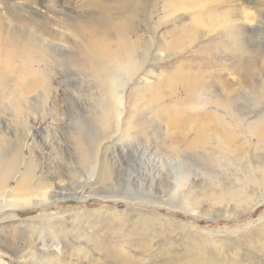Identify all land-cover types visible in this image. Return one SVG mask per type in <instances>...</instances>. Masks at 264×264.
Returning a JSON list of instances; mask_svg holds the SVG:
<instances>
[{
    "label": "rangeland",
    "instance_id": "rangeland-1",
    "mask_svg": "<svg viewBox=\"0 0 264 264\" xmlns=\"http://www.w3.org/2000/svg\"><path fill=\"white\" fill-rule=\"evenodd\" d=\"M49 1L43 0L54 4L59 21L91 8L90 0ZM254 2L147 0L131 15L129 32L141 65L120 88L121 114H112L107 130L95 119L114 103L107 86H93L65 60L49 66L48 86L26 97L25 106L36 107L20 118L29 137L19 166H35L34 180L49 198L0 204V264L232 257L236 264H264V125L248 127L264 110L258 94L264 12ZM1 12L11 15L7 5ZM220 20L240 26L239 42L233 44ZM59 30L64 39L53 40L75 51L78 38ZM52 49L53 61L62 51ZM6 82L9 94L24 91L15 73ZM219 101L242 119L230 135L211 117L215 112L230 120ZM9 112L0 113V136L10 139Z\"/></svg>",
    "mask_w": 264,
    "mask_h": 264
},
{
    "label": "bare ground",
    "instance_id": "bare-ground-1",
    "mask_svg": "<svg viewBox=\"0 0 264 264\" xmlns=\"http://www.w3.org/2000/svg\"><path fill=\"white\" fill-rule=\"evenodd\" d=\"M12 1L0 0V11L4 5H7L11 11L9 17L8 12L7 14L0 13V113L4 114V112L10 111L15 127L12 138L0 136L1 208L25 204L34 196L42 198V200L49 198L48 191L39 190L42 183L34 180L35 166L31 162L25 165L23 171H19L23 160V148L29 137L26 120L21 121L20 118L26 114V111L29 109L34 111L36 107L35 103L26 107V97L30 91L48 86V76L51 71L49 66L52 67V65L60 64L65 60L82 73L93 86L96 85L100 88L106 85L114 103L110 106L104 105L97 112L96 122L103 130H107L112 114L116 115L118 119L123 99L119 90L126 85L127 80L141 65V61L135 59L132 54L134 46L129 37L133 19L131 15L139 10L143 11L147 0H90L88 5L91 8L85 14L76 17L70 16L69 20L63 21L53 18L52 14L58 12L54 9V4L50 2L55 0L49 1L50 4L44 3L43 0ZM254 3L259 4L263 8H259V10L264 12V0H255ZM260 13L262 14V12ZM260 13L258 17L261 16ZM246 17L248 16L246 15ZM263 17L262 19H264ZM243 19L248 18L243 17ZM261 22L263 23V21ZM258 23L260 24V22ZM219 24L224 26L227 36L233 44L239 42L238 39L242 32L238 28L240 26L236 27L223 20H220ZM53 25H61L59 29L66 28L71 31L74 37L78 38L75 51L65 49L61 42L53 40L61 38L60 41H62L64 39L63 32ZM262 25L264 26V23ZM52 45L62 51L56 54L58 58L55 55L56 58H53V61L51 53L55 54V51L52 49ZM34 64L37 66L33 67ZM8 73H15L16 79L23 83L24 91L22 93H8L6 88ZM258 94L264 95V83L260 86ZM217 105L224 114L226 112L229 115L230 120H224L222 115L215 112L211 117L217 123L216 125L230 135L242 119L229 106V102L219 101ZM248 125L250 130L258 131L264 125V110ZM103 174L106 175V173ZM256 177L250 176L252 180ZM11 179H14L13 189L10 188ZM245 182L247 184V181ZM48 185L45 184V189L46 187L52 188L51 184ZM223 196V194H217L215 199L222 200ZM256 200L253 207L259 202ZM248 206L250 205L248 204ZM56 249L55 252H58V247ZM121 258L128 260L126 254H123ZM210 262L208 260H191L170 264H236L233 257L219 258L213 263Z\"/></svg>",
    "mask_w": 264,
    "mask_h": 264
}]
</instances>
